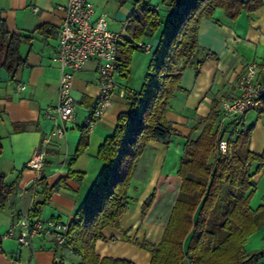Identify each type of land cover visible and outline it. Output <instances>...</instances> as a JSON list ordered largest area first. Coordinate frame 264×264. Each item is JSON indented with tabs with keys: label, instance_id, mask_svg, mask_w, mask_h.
<instances>
[{
	"label": "crops",
	"instance_id": "1",
	"mask_svg": "<svg viewBox=\"0 0 264 264\" xmlns=\"http://www.w3.org/2000/svg\"><path fill=\"white\" fill-rule=\"evenodd\" d=\"M91 1L96 14L107 15L108 28L119 33L121 41L130 39L126 25L134 0H122L123 3L119 0ZM145 1L158 11L162 7L170 11L162 1L161 5L159 1ZM63 3L64 0H0V18L5 20L8 30L29 37L19 46L25 64L16 78L11 80L6 70L0 67V172L8 183L13 184V192L0 210V233L7 230L16 211L21 208L35 210L46 218H64L70 223L103 170L104 163L96 157L99 146L113 133L118 113L128 108L121 102L125 99L116 98L94 129L87 133L88 143L84 150L73 159L83 131V119L98 93L96 65L91 60L74 72V121L67 125L63 137H53L47 146L42 143L54 126L46 112L57 103L59 71L53 57L58 45V28L64 16L59 8ZM32 7H36V11H32ZM158 37L159 33H156L140 40L151 46L149 58L158 45ZM196 38L198 49L182 70L179 88L170 98L165 112L177 132L167 141L150 140L146 145L135 169L141 167L143 175L136 178L133 174L127 192L130 198L118 226L103 227L104 239L95 242L94 250L100 258H120L134 264L150 263V253L138 243L156 244L161 240L181 184L177 172L183 148L189 138L198 136L201 130L198 122L208 116L220 97L238 93L236 82L246 64L257 63L258 79L264 82V3L253 12L241 11L236 20H229L222 10H216L212 18L201 19ZM209 52L214 57L204 58ZM202 58L204 60L198 63ZM133 64L134 59H131L129 73ZM183 64L182 59L178 65ZM18 83L23 84L22 90L17 88ZM126 84L116 82L117 89L136 91L129 87L128 80ZM232 121L220 116L218 123L225 126ZM234 122L227 126V132L231 130L233 134L228 136L226 133L225 139L234 140L239 131L253 125L249 150L264 154V111L260 113L259 108L250 110ZM36 150L45 154L39 171L26 165ZM256 167L257 162L250 167L253 196L259 184L264 189V166L258 172H255ZM135 185L138 192L131 198ZM153 192L154 199L142 215V204ZM160 195L170 196L171 200L168 208H161L160 213L154 214ZM130 202L135 203L133 207ZM133 235L135 238L130 240L129 236ZM58 253L60 251L47 240L35 239L26 247L9 239L0 245V264H54Z\"/></svg>",
	"mask_w": 264,
	"mask_h": 264
},
{
	"label": "trees",
	"instance_id": "2",
	"mask_svg": "<svg viewBox=\"0 0 264 264\" xmlns=\"http://www.w3.org/2000/svg\"><path fill=\"white\" fill-rule=\"evenodd\" d=\"M162 2L170 7L163 25L159 11L145 0H134L127 19L126 31L130 39H123L118 48L121 76H129L137 42L158 31L159 42L150 56L140 90L125 99L127 110L118 113L113 133L98 148L96 157L104 163L103 170L70 221V233L79 255L75 264H134L120 258H100L94 245L97 240L104 239L103 227L118 226L130 198L127 192L138 159L148 142L167 141L177 132L165 112L170 98L179 88L182 70L198 49L199 23L202 18H212L218 9L229 20H236L241 11L253 12L264 0ZM28 39V36L10 32L5 20L0 18V67L11 80L25 64L19 46ZM206 57L214 55L209 52ZM182 59L184 64L179 67ZM263 111L264 97L259 106V112ZM220 116L217 102L208 116L198 122L201 126L198 136L189 138L184 145L177 172L181 184L161 240L156 244L138 243L150 253L149 264H257L261 258L260 264H264V253L244 250L247 238L264 225V195L256 209L250 207L253 196L250 167L257 162L255 172L260 171L264 166V154L249 150L253 125L239 131L234 140H226L227 126L235 122L231 120L232 123L222 126L218 123ZM221 141L227 142L225 153L220 151ZM87 143L88 134L82 131L73 159ZM12 192L13 184L0 172V210ZM153 199L154 192L143 202L142 215ZM32 214L37 213L32 210Z\"/></svg>",
	"mask_w": 264,
	"mask_h": 264
},
{
	"label": "built area",
	"instance_id": "3",
	"mask_svg": "<svg viewBox=\"0 0 264 264\" xmlns=\"http://www.w3.org/2000/svg\"><path fill=\"white\" fill-rule=\"evenodd\" d=\"M59 8L64 16L58 28V45L53 57L59 71V84L57 103L46 112L54 126L49 135L42 139L45 146L50 144L53 137H63L67 125L74 121V72L84 67L87 62H95L98 93L83 119L82 130L85 133L94 129L116 98L126 99L133 96L131 90L117 89L116 86L115 79L122 72L118 53L121 36L108 28L107 15L96 14L91 0H64ZM32 11H36V7H32ZM136 47L147 52L151 50L149 44L141 41L136 43ZM258 74L257 63L246 64L236 82L238 93L218 99V108L223 119L238 121L246 112L259 108L264 97V82L258 79ZM17 88L22 90L24 86L18 83ZM219 148L225 153L226 141H221ZM44 157L42 150L34 151L26 163L27 167L41 170ZM9 239H14L18 245L26 247L31 246L35 239L53 243L60 251L54 257V264H75L71 259L79 258L70 233V223L57 217L46 218L21 208L16 211L15 219L7 230L0 233V245Z\"/></svg>",
	"mask_w": 264,
	"mask_h": 264
},
{
	"label": "rangeland",
	"instance_id": "4",
	"mask_svg": "<svg viewBox=\"0 0 264 264\" xmlns=\"http://www.w3.org/2000/svg\"><path fill=\"white\" fill-rule=\"evenodd\" d=\"M161 5V1L162 0H154V2H158ZM169 13V11L167 10V8L162 7L159 10V18L161 22V25L164 24V22L167 19V14ZM159 33V31H158ZM157 33V34H158ZM134 59V64L132 66V68L130 69V73H129V77H121V76H117L116 77V82H119L122 85H127L126 82L128 80V84L129 87L135 88L136 91L140 90L142 84H143V80H144V76L147 72V67H148V63H149V56H148V52L146 51H141L139 49H135L132 53V58ZM182 61V60H181ZM180 63V62H179ZM118 79V80H117ZM123 105H126V100H121ZM256 110V109H254ZM252 113V111L250 112ZM222 126L224 125V123H220ZM231 130H228L227 135L229 136L231 133ZM233 136H231V138H233ZM212 159V158H211ZM136 178H139L140 176L143 175V170L142 168L138 167L137 170L134 172ZM136 186L133 188V190H131V198H134V195L137 194V190H136ZM256 193L254 196H252L251 198V206L253 207V209H256L262 202H263V195H264V189L262 187V184H259L258 186H256L255 188ZM173 192V191H172ZM171 197L169 196L168 198L164 195H160L158 200L156 201L155 204V209L153 210V213H160L161 212V208H168L169 203H170ZM135 203L130 202V206H134ZM164 213H162L164 216L165 215V211H163ZM63 220H66L64 218H62ZM130 240L135 238V235L133 236H129ZM146 239H143L142 241H144ZM244 250L247 253H256V252H262L264 251V225L259 227L254 233H252L248 238L247 241L244 245ZM74 263H77L79 261L78 257H74L73 259H71ZM263 262V259H259L257 261V264H260Z\"/></svg>",
	"mask_w": 264,
	"mask_h": 264
}]
</instances>
